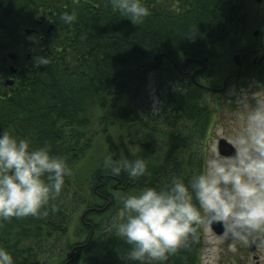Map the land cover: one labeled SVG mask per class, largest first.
Returning <instances> with one entry per match:
<instances>
[{"label": "trees", "instance_id": "16d2710c", "mask_svg": "<svg viewBox=\"0 0 264 264\" xmlns=\"http://www.w3.org/2000/svg\"><path fill=\"white\" fill-rule=\"evenodd\" d=\"M27 2L11 5L10 16H2L0 64L6 58V39L13 33L27 36L23 13L43 8L53 27L43 39L26 37L33 41L28 44L31 58L19 66L14 83L0 89V132L27 139L32 149L50 146V154L63 158L72 174L65 177L60 197L39 215L0 223V247L11 253L14 264H126L130 245L107 230L110 221L102 215L122 202V196L145 187L166 188L174 178L187 184L204 171L201 142L211 117L212 103L206 98L211 92L198 87L192 75L197 83L220 88L215 81L237 72L231 56L250 50V45H241L256 8L250 11L249 0H144L151 15L134 25L109 0ZM66 11L77 13L71 25L60 20ZM38 56H47L50 64L37 66ZM185 58L192 59L188 68L182 64ZM249 68H254L250 57L241 75ZM4 72L0 67V74ZM151 73L159 85L173 83L164 89L158 111L142 107L150 97ZM98 142L114 161L144 159L146 174L138 179L123 171L112 176L98 162L88 186L81 183L76 167L94 153ZM126 145L134 147L135 155ZM101 181L105 185L98 190L111 197L107 207L92 191ZM100 203L105 210L90 214L98 217L96 222L91 218L92 236L88 228L85 237L81 228L72 229L75 213ZM64 238L65 250L88 244L79 257L68 259L64 250L54 253ZM49 247L54 259L41 263ZM201 256L202 243L190 244L166 264H201Z\"/></svg>", "mask_w": 264, "mask_h": 264}, {"label": "clouds", "instance_id": "9594fccd", "mask_svg": "<svg viewBox=\"0 0 264 264\" xmlns=\"http://www.w3.org/2000/svg\"><path fill=\"white\" fill-rule=\"evenodd\" d=\"M109 2L134 25L151 15L144 0ZM60 20L71 25L77 13L63 12ZM35 64L47 66L50 60L38 56ZM254 99L255 105L250 104L247 94L236 99L246 116L240 132L230 141L234 149L231 155L213 148L204 171L187 184L174 178L166 188L145 187L120 198L122 207L107 230L130 245L126 264H166L170 256L190 244L203 243L205 264L218 259L220 245L229 244L232 252L237 251V244L264 248V102L255 95ZM218 135L223 136L222 129ZM126 147L135 155L133 146ZM102 167L112 176L123 171L131 179L147 172L142 158L117 162L109 155ZM71 174L63 158L50 154V146L32 149L27 139L0 132V223L39 215L50 201L60 197L65 177ZM213 224H220L223 231L214 232ZM0 264H14L13 256L3 247Z\"/></svg>", "mask_w": 264, "mask_h": 264}, {"label": "rangeland", "instance_id": "374dc122", "mask_svg": "<svg viewBox=\"0 0 264 264\" xmlns=\"http://www.w3.org/2000/svg\"><path fill=\"white\" fill-rule=\"evenodd\" d=\"M249 5H250L249 6L250 11H252V9L255 8H260L262 11H264V0H262L260 4L256 3L255 0H249ZM249 19L250 22L248 25V37L243 41L241 45L242 48L247 47L252 43L253 44L261 43L258 39V36H255L253 38L252 31L254 29L253 27L254 24L251 18ZM26 42L28 44L29 43L32 44L33 41L26 40ZM262 43L263 44L260 48L263 51L262 54L260 52L256 57L254 68L246 69L247 73H245L244 76L241 75L240 78L231 81L227 85L225 90H223V92L211 93L210 95L208 94L206 97L207 101L212 103L211 104L212 107H211V117L209 120V124L205 128L206 129L205 138L201 142L202 149L206 157L205 160L209 158L211 149L215 148L218 151L217 144L220 139H224L231 144L230 142L231 139L240 132L241 126L244 122L243 117L246 116L245 110L236 104V99L241 94H247L249 97V102L252 105H255L254 95L258 100L264 102V61L260 64L258 63L260 56L264 55V36L262 37ZM29 49L26 51L29 52L30 51ZM16 52H18V54L21 56L20 57L21 62H24L25 54H23L22 51H20V49L18 51L16 50ZM250 61H252V58L250 59ZM223 77L219 80V82L215 80L214 81L216 83L221 84V82L223 81ZM213 79L214 78H211V80ZM156 80H157V75L151 73L150 81L147 86V90L149 92L150 97L148 101H146V104L142 106L143 109L146 111H151V110L154 111V109H157L159 106H161L162 103L161 95L163 94L164 89L166 90L167 86L171 84V82H168L166 85L165 83L161 84L163 85V87L161 88L158 87L161 85H159ZM172 86L173 83L169 87ZM221 129L223 130L222 137L218 135ZM96 145L97 143H95L94 146ZM102 146L103 145H100L98 142V145L96 146L94 153H92L90 157H88L87 155V157L83 161H81L76 167V172L78 171L77 173H79L80 175L78 176L80 178L81 183L83 184L86 183V186H88L87 182L89 181V179H91L92 170L95 167V165L98 162L103 163V160L106 157ZM93 154H95L96 156L94 157ZM95 158H99V161H96ZM78 187L80 188V186ZM121 207H122V202H120L117 206L112 207L110 210H108L107 213L102 215L107 219L106 220L107 223L116 216L117 211ZM83 210L84 208H82V211ZM82 211L75 213L74 215L75 217L72 223V229L81 228L82 235L85 237L87 233V229L84 227L83 224H81L80 218L78 216V214L81 213ZM88 217L89 219L92 218L93 221L95 222L98 220V217H96L95 215L94 216L89 215ZM71 230L69 232H71ZM66 243H67L66 238L56 243L55 244L56 248L54 253H56L58 250L60 251L64 250V254H65V252L68 251L65 250ZM236 247H237V251L232 252L230 250L229 244L220 245L218 259L214 261V264H264V248H257L255 245L249 247H243L240 246L239 244H237ZM49 248H50L49 251L44 252L43 255L40 256L41 263L48 262L54 259L52 257L53 256V251L51 250L52 248L51 247ZM201 258H202L201 264H205L203 243H202Z\"/></svg>", "mask_w": 264, "mask_h": 264}, {"label": "flooded vegetation", "instance_id": "af4514ba", "mask_svg": "<svg viewBox=\"0 0 264 264\" xmlns=\"http://www.w3.org/2000/svg\"><path fill=\"white\" fill-rule=\"evenodd\" d=\"M19 2H22L20 4L22 5H29V2L27 3H23L24 0H0V22L2 21V16H10V14L12 13L10 11L11 5L16 4ZM37 5H40L38 3H36ZM44 5V4H43ZM30 6H33L32 3H30ZM257 9V8H256ZM263 18V19H262ZM21 22H23L25 24V26L23 27V29L25 28H35L36 32L33 33L32 35L29 36H22V37H18L17 33H13L11 38H7L6 40V49L3 50V54H5L6 58L5 60L0 64V67L2 70L7 71L4 73L0 74V89L2 87L5 86L4 82L7 78H13V75L7 70L9 65H13L14 67L19 68V66L23 63L20 60V55L18 54V52H16V50L18 51L20 49V51H22L23 54H27L30 52H27L26 50H28L30 47L27 45L28 43L26 42V40L28 41L29 39H27L26 37H30V38H40L43 39L44 36L49 35L47 33V29L52 26V22L50 21L49 17H48V13L45 9L43 8H39L37 10V12H33V11H29L27 13H23L21 16ZM254 29H260V35H258V39L261 43H257V44H250L249 48L250 50L243 52L245 55V58L250 57V59L252 58L253 64L256 61V57L258 56V54L261 52L262 54V49L260 48L262 46V37L264 36V14L262 15L260 13V8H258V11L256 10V15H255V21H254ZM53 27V26H52ZM44 30V31H43ZM17 31V27L14 28V32ZM40 31V32H38ZM42 31V32H41ZM254 38V36H253ZM9 52L15 53L17 55L16 60H11L10 58H8L7 54ZM25 61V60H24ZM232 75V74H230ZM234 76V74L232 75ZM231 76V77H232ZM231 78H229V81ZM223 92V91H222ZM100 178H98L99 180ZM104 181H101L100 184L98 185H93L92 186V191L94 192L96 197H99L102 201H106L107 202H111V197L106 196L107 193H103L101 191H99L98 189L102 188L104 186ZM97 186V187H96ZM115 188H117L116 186H114ZM118 189H122L120 187H118ZM103 203V202H102ZM111 204V203H110ZM92 206L88 207L86 206V208L84 209V211L82 212V214L87 211L88 208H91ZM97 208H103L101 207V203L98 204L97 206H95ZM105 209H100V211H98L97 213L103 211ZM89 213V212H88ZM81 219L82 214L80 216L81 222L84 225L85 228H88L90 231L93 230L94 225L91 222V219L88 220V216L91 214L89 213ZM83 220V221H82Z\"/></svg>", "mask_w": 264, "mask_h": 264}, {"label": "water", "instance_id": "95a60500", "mask_svg": "<svg viewBox=\"0 0 264 264\" xmlns=\"http://www.w3.org/2000/svg\"><path fill=\"white\" fill-rule=\"evenodd\" d=\"M258 4L261 3L262 0H255ZM52 30V26H50L48 29H47V33L49 34ZM35 29L33 28H25L24 29V34L29 36V35H32L33 33H35ZM253 36H258L260 35V29H254L253 30ZM8 58H10L11 60H16L17 58V55L15 53H12V52H9L7 54ZM31 58V53H27L25 55V60L26 61H29ZM158 56H155L154 59L157 60ZM244 58H245V55L243 54H240V53H234L232 56H231V61L233 62V64L237 67V73L235 74V76H233L232 78L233 79H236L240 76L241 74V71H242V66H243V61H244ZM264 59V56H262L260 58V60L258 61L259 63L262 62V60ZM192 61V59L190 58H185L183 60V67L184 68H188L189 67V63ZM7 70L12 74L14 75L15 73H17V68L14 67L13 65H9ZM229 78L227 77L223 82H222V87L221 88H211L209 86H204V85H201L199 84V86L203 87L204 89L206 90H209V91H212V92H221L225 86H226V83H227V80ZM13 78H7L4 82L5 86H11L13 84ZM218 151L222 154V155H225V156H228V155H231L234 151L233 149V146L227 142L226 140L224 139H220L218 141ZM110 204V202H108V204L106 205V207ZM100 211L99 208H90L88 209L87 211L84 212L82 218L90 211ZM213 231L216 232V233H221L223 231L222 229V226L220 224H213ZM85 245L83 246H78L77 248H73L72 250H70L67 254H66V258H71L74 254L77 256H79V253L76 252V249L80 248V247H85Z\"/></svg>", "mask_w": 264, "mask_h": 264}]
</instances>
